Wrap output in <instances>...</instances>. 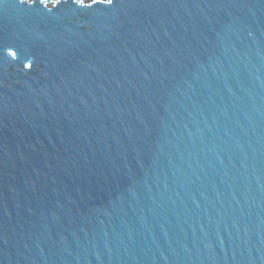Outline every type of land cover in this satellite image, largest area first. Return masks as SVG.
I'll list each match as a JSON object with an SVG mask.
<instances>
[{"label":"water","instance_id":"95a60500","mask_svg":"<svg viewBox=\"0 0 264 264\" xmlns=\"http://www.w3.org/2000/svg\"><path fill=\"white\" fill-rule=\"evenodd\" d=\"M0 264H264V0H0Z\"/></svg>","mask_w":264,"mask_h":264},{"label":"snow or ice","instance_id":"6c2138e0","mask_svg":"<svg viewBox=\"0 0 264 264\" xmlns=\"http://www.w3.org/2000/svg\"><path fill=\"white\" fill-rule=\"evenodd\" d=\"M20 2L24 3L25 0H20ZM37 2H39L42 5L46 4V0H29V3H31V4H35ZM60 2H61V0H56V4H59ZM71 2L78 5L80 8L90 9L93 5H96V4L106 3L108 5H111L114 3V0H91V2L89 4H85L84 0H71ZM10 55L15 56V53H10Z\"/></svg>","mask_w":264,"mask_h":264},{"label":"clouds","instance_id":"9594fccd","mask_svg":"<svg viewBox=\"0 0 264 264\" xmlns=\"http://www.w3.org/2000/svg\"><path fill=\"white\" fill-rule=\"evenodd\" d=\"M52 1V0H51ZM53 1H55V0H53ZM89 2H91V0H87V2H84V3H89Z\"/></svg>","mask_w":264,"mask_h":264},{"label":"rangeland","instance_id":"374dc122","mask_svg":"<svg viewBox=\"0 0 264 264\" xmlns=\"http://www.w3.org/2000/svg\"><path fill=\"white\" fill-rule=\"evenodd\" d=\"M84 2H87V0H84Z\"/></svg>","mask_w":264,"mask_h":264},{"label":"bare ground","instance_id":"6f19581e","mask_svg":"<svg viewBox=\"0 0 264 264\" xmlns=\"http://www.w3.org/2000/svg\"><path fill=\"white\" fill-rule=\"evenodd\" d=\"M53 1V0H52Z\"/></svg>","mask_w":264,"mask_h":264}]
</instances>
